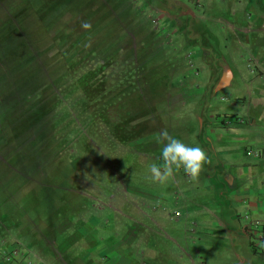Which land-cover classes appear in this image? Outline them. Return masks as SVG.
Listing matches in <instances>:
<instances>
[{
  "label": "rangeland",
  "instance_id": "1",
  "mask_svg": "<svg viewBox=\"0 0 264 264\" xmlns=\"http://www.w3.org/2000/svg\"><path fill=\"white\" fill-rule=\"evenodd\" d=\"M247 1L0 0L4 259L85 264L77 251L62 252L74 228L89 227L97 242L115 249L124 238L138 244L180 236L175 222L183 223L199 254V178L192 181L181 169L159 184L148 172L150 163L159 162L162 129L199 145L194 99L179 97L193 90L196 65L189 47L198 44L175 22L192 23L190 13L222 15L225 21L206 23L220 57H227L223 36L231 52L237 49L234 29L246 30L251 49L262 55L264 18L257 11L264 15V0L249 8ZM83 21L89 30L81 28ZM228 54L238 60L242 81L213 102L218 109H237L230 91L240 88L252 96L261 116L257 125L264 128V70L250 73L241 53ZM139 259L153 264L146 255Z\"/></svg>",
  "mask_w": 264,
  "mask_h": 264
},
{
  "label": "crops",
  "instance_id": "2",
  "mask_svg": "<svg viewBox=\"0 0 264 264\" xmlns=\"http://www.w3.org/2000/svg\"><path fill=\"white\" fill-rule=\"evenodd\" d=\"M253 2L248 0L246 6L249 8ZM184 12L182 14L186 15ZM257 14L264 18L262 12L257 11ZM167 15L175 20L171 14ZM178 15H181L180 11ZM190 17L192 23H175L183 36H194L191 43L198 44L189 47L196 65V80L191 85L192 92L179 97L194 99L192 113L199 123L196 140L211 160L199 176V240L195 242L201 246L199 254L191 249V238L181 222L174 224L180 236L165 234V238L155 241L149 238L146 243L138 244L124 238L115 249L106 246L103 239L97 242L95 232L91 233L89 227H78L62 246V252L77 251L75 253L82 255L80 259L85 260V264H143L144 260L136 263L141 255L153 259V264H206L212 259L221 264H264V249L257 246V241L264 240V128L257 125L261 116L254 113L252 96L242 94L240 88L230 91L231 100L238 104L237 109H218L213 102L219 92H226L233 83L242 81L238 60L228 52L241 53L239 58H246L244 66L250 73L264 70V52L259 55L262 50L251 49L246 30H239L242 34H238L234 29L232 40L237 49L231 52L229 42L223 36L227 57L222 58L213 48L211 39L215 36L208 32L206 23L225 21L223 16L212 14L205 17L204 14L190 13ZM221 62L225 65H220ZM240 125L249 128H240ZM247 149H252L249 155L245 154ZM256 151L258 157L253 155ZM93 255L97 257L93 259ZM3 256L5 254L1 252L0 264H10L13 257L9 261Z\"/></svg>",
  "mask_w": 264,
  "mask_h": 264
},
{
  "label": "clouds",
  "instance_id": "3",
  "mask_svg": "<svg viewBox=\"0 0 264 264\" xmlns=\"http://www.w3.org/2000/svg\"><path fill=\"white\" fill-rule=\"evenodd\" d=\"M81 28L89 30L91 24L83 21ZM158 143L163 145L159 162L148 165L149 179L154 183H168L181 169L190 180L197 181L204 166L211 163L202 147L186 144L170 135L166 129L158 134ZM257 246L264 249V240L257 241Z\"/></svg>",
  "mask_w": 264,
  "mask_h": 264
},
{
  "label": "built area",
  "instance_id": "4",
  "mask_svg": "<svg viewBox=\"0 0 264 264\" xmlns=\"http://www.w3.org/2000/svg\"><path fill=\"white\" fill-rule=\"evenodd\" d=\"M251 153V151H250V149H247L246 151H245V154L246 155H249ZM255 157H258L259 156V153L256 151V152H254V154H253Z\"/></svg>",
  "mask_w": 264,
  "mask_h": 264
},
{
  "label": "trees",
  "instance_id": "5",
  "mask_svg": "<svg viewBox=\"0 0 264 264\" xmlns=\"http://www.w3.org/2000/svg\"><path fill=\"white\" fill-rule=\"evenodd\" d=\"M231 115H232V114H231ZM102 257L104 258V256H101L100 258H102ZM103 258H102V259H103Z\"/></svg>",
  "mask_w": 264,
  "mask_h": 264
}]
</instances>
